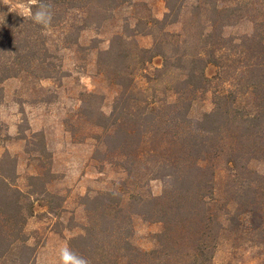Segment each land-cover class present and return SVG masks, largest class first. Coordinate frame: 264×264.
Instances as JSON below:
<instances>
[{"label":"trees","instance_id":"1","mask_svg":"<svg viewBox=\"0 0 264 264\" xmlns=\"http://www.w3.org/2000/svg\"><path fill=\"white\" fill-rule=\"evenodd\" d=\"M18 1L29 3L32 12L41 2L51 4L53 19L44 28L0 0V106L1 86L8 79L62 78L59 49L49 43L54 31L63 34L59 40L64 43L75 37L77 43L87 27L101 25L132 0ZM187 1L166 0L164 20L146 23L152 48L140 47L138 34L117 33L100 53L116 55L123 65L113 79L119 88L113 111L94 123L101 129L94 138L99 158L115 159L126 177L117 191L84 199L86 224L69 247L91 264H214L224 241L235 251L255 248L258 264H264V175L251 168L264 161V0H194L183 32H168V25L180 22ZM241 21L250 22L253 31L224 35ZM194 22L204 23V31L195 32ZM155 58L162 59V66L153 77L147 66ZM209 65L218 68L215 108L194 119L193 107L211 83ZM139 72H145L147 83L161 87V95L151 98L148 89L138 87ZM4 159L0 264L18 244L31 251L25 227L33 214L27 196L2 166L9 165ZM221 161L228 180L224 195L216 187ZM156 179L168 180L160 196L149 188ZM135 216L163 225L154 250L133 244Z\"/></svg>","mask_w":264,"mask_h":264},{"label":"rangeland","instance_id":"2","mask_svg":"<svg viewBox=\"0 0 264 264\" xmlns=\"http://www.w3.org/2000/svg\"><path fill=\"white\" fill-rule=\"evenodd\" d=\"M3 1L28 14L29 3ZM185 5L180 22L168 25V32H183L184 22L193 15L195 1L188 0ZM167 13L166 0H132L109 14L106 22L87 27L77 43H74L76 37L64 43L59 40L63 34L54 31L49 43L59 49L57 63L62 66V78L33 80L23 75L2 84L0 162L8 157L9 165L2 163V166L27 196L33 214L25 227L26 245L31 251L18 244L1 264H55L58 249L65 244L69 246L71 239L83 233L87 219L84 199L97 192L119 189L120 181L126 176L115 159L105 162L99 158L94 137L101 129L94 123L101 121V114L110 116L113 111L119 93L113 79L122 71L123 63L116 55L101 57L100 53L109 49L117 33L138 34L135 37L138 45L152 48L153 38L146 34L151 28L146 23L151 18L163 21ZM194 26L195 32L204 31V23L194 22ZM252 31L250 22L241 21L226 28L224 35L240 36ZM129 65L132 68L131 61ZM161 66L162 59L155 58L147 66V73L153 76ZM217 71L215 65L206 69L211 83L193 107L194 119L215 108L214 91L220 87L213 79ZM144 75L145 72H139L138 87L148 89L151 98L154 93L161 95V87L147 83ZM89 94L95 97H88ZM218 167L216 187L224 195L228 184L224 162ZM251 168L264 175V161L253 162ZM167 185L168 180L156 179L149 188L154 196H160ZM133 225V244L143 251L154 250L163 225L141 216L134 217ZM256 252L246 245L235 251L224 241L217 249L214 264H258Z\"/></svg>","mask_w":264,"mask_h":264},{"label":"clouds","instance_id":"3","mask_svg":"<svg viewBox=\"0 0 264 264\" xmlns=\"http://www.w3.org/2000/svg\"><path fill=\"white\" fill-rule=\"evenodd\" d=\"M32 3L37 4V0H32ZM28 15L34 23L47 28L51 25L53 19L52 6L41 2L35 12H32L29 8ZM55 264H91V261L65 244L58 249Z\"/></svg>","mask_w":264,"mask_h":264}]
</instances>
